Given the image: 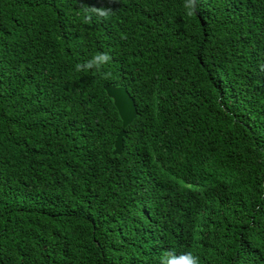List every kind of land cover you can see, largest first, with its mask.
<instances>
[{"label":"trees","instance_id":"obj_1","mask_svg":"<svg viewBox=\"0 0 264 264\" xmlns=\"http://www.w3.org/2000/svg\"><path fill=\"white\" fill-rule=\"evenodd\" d=\"M198 3L0 0V264H264V0Z\"/></svg>","mask_w":264,"mask_h":264},{"label":"clouds","instance_id":"obj_2","mask_svg":"<svg viewBox=\"0 0 264 264\" xmlns=\"http://www.w3.org/2000/svg\"><path fill=\"white\" fill-rule=\"evenodd\" d=\"M118 0H97L96 4H90L88 0H76V6L81 12L85 21L101 22L106 20L114 11L112 5ZM198 0H184V10L188 17L197 14ZM111 56L107 52H100L93 55L87 61L77 63L75 65L76 72H89L95 70L100 72L104 65L111 61ZM264 67V66H262ZM111 76L110 72H104L103 78L108 79ZM159 264H199V256L191 251L182 252L180 254L174 251H165L159 258Z\"/></svg>","mask_w":264,"mask_h":264},{"label":"water","instance_id":"obj_3","mask_svg":"<svg viewBox=\"0 0 264 264\" xmlns=\"http://www.w3.org/2000/svg\"><path fill=\"white\" fill-rule=\"evenodd\" d=\"M106 93L114 102V106L121 119V130L115 140L114 154H119L123 145L125 137V128L132 122L136 115V106L134 100L129 95L127 90L123 87L114 88L107 85L105 87Z\"/></svg>","mask_w":264,"mask_h":264}]
</instances>
